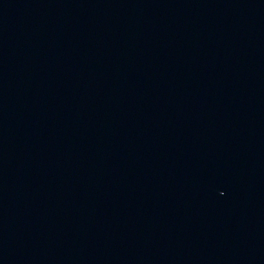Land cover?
Segmentation results:
<instances>
[{
    "label": "water",
    "instance_id": "obj_1",
    "mask_svg": "<svg viewBox=\"0 0 264 264\" xmlns=\"http://www.w3.org/2000/svg\"><path fill=\"white\" fill-rule=\"evenodd\" d=\"M0 264H264V0H0Z\"/></svg>",
    "mask_w": 264,
    "mask_h": 264
}]
</instances>
